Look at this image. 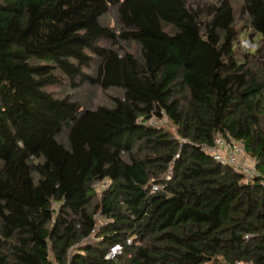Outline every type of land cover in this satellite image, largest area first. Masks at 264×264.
Returning a JSON list of instances; mask_svg holds the SVG:
<instances>
[{"label": "trees", "instance_id": "trees-1", "mask_svg": "<svg viewBox=\"0 0 264 264\" xmlns=\"http://www.w3.org/2000/svg\"><path fill=\"white\" fill-rule=\"evenodd\" d=\"M238 261L264 264V0H0V264Z\"/></svg>", "mask_w": 264, "mask_h": 264}, {"label": "built area", "instance_id": "built-area-1", "mask_svg": "<svg viewBox=\"0 0 264 264\" xmlns=\"http://www.w3.org/2000/svg\"><path fill=\"white\" fill-rule=\"evenodd\" d=\"M226 149L227 153L223 154L222 150ZM209 153L213 156V158L222 164L230 165L234 168L242 170V172L245 173V176L247 179L253 178V177H258V172L256 170V165H255V160L253 157H251L244 149V145L239 142L235 141L233 139H228L225 135L223 134H218L214 143V146L209 148ZM237 155H241V158L238 160ZM251 161L255 167L253 169L252 174H250L247 170L248 168L245 167L249 166L245 164V161ZM102 184L105 185L104 182ZM159 184H154L152 186L151 192H155L160 189ZM121 250V246L116 245L113 247L107 254L106 258H113L115 254ZM236 264H252L251 262H243V261H238Z\"/></svg>", "mask_w": 264, "mask_h": 264}, {"label": "rangeland", "instance_id": "rangeland-1", "mask_svg": "<svg viewBox=\"0 0 264 264\" xmlns=\"http://www.w3.org/2000/svg\"><path fill=\"white\" fill-rule=\"evenodd\" d=\"M243 45L249 48H253V45L250 44L248 40H243L242 41ZM68 85L64 86H56L53 87L52 89H49L52 93H54L56 96H63L67 93H71L74 95V97L79 100L80 102H84L85 106L88 105V107H97L98 105L101 104H106L108 101L111 100L112 94H115L116 92L114 90H110L108 92H104L98 87H90V86H84L79 89V91H72L70 88L67 87ZM165 121V120H164ZM163 120L160 119H154L153 121H150L151 124H159L161 122H164ZM222 153L225 154L227 153L226 149L222 150ZM241 158V155H237V159L239 160ZM245 164L249 165L246 166L248 168V172L252 174L253 169L255 165L251 161H245ZM104 222V218L99 215L98 216V224L101 225Z\"/></svg>", "mask_w": 264, "mask_h": 264}]
</instances>
